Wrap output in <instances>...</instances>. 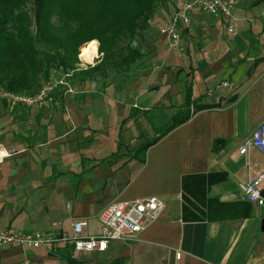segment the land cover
I'll use <instances>...</instances> for the list:
<instances>
[{
	"label": "crops",
	"instance_id": "0c3cea01",
	"mask_svg": "<svg viewBox=\"0 0 264 264\" xmlns=\"http://www.w3.org/2000/svg\"><path fill=\"white\" fill-rule=\"evenodd\" d=\"M236 1L231 22L192 10L182 51L166 52L159 36L156 63L121 96L91 94L90 81L72 80L75 94L56 93L51 103H0V144L11 153L0 164V230L45 231L55 222L70 234L80 219L84 235L97 236L98 215L114 201L154 196L164 204L137 240L112 241L104 253L73 259L62 243L0 245V264H264V205L251 204L246 217L236 207L234 218H183V177L212 175L208 198L248 210L242 187L264 165L255 148L240 152L264 120V2ZM163 11L162 25L172 9ZM232 22L236 35L226 30ZM192 105L203 108L192 113ZM188 106L189 120L136 151ZM164 110L173 113L165 118ZM148 129L156 131L151 138ZM216 141L223 144L213 151ZM259 187L264 195V179Z\"/></svg>",
	"mask_w": 264,
	"mask_h": 264
},
{
	"label": "trees",
	"instance_id": "16d2710c",
	"mask_svg": "<svg viewBox=\"0 0 264 264\" xmlns=\"http://www.w3.org/2000/svg\"><path fill=\"white\" fill-rule=\"evenodd\" d=\"M26 1L0 0V87L14 93L26 94H34L39 90V76L48 80L51 63L56 61L54 55L41 53L35 45L38 41L51 45L57 43L55 27L51 21L53 17L57 18L64 28V38L59 42L61 51H58V63L63 73L73 69L80 46L84 44L82 51L91 40L101 41L99 53L102 56L99 62L92 68L76 72L73 76V82L82 84L93 82L97 75L109 78V72L128 71L144 54L135 46L129 45L125 51L118 48L119 40L125 38L131 43L138 34L149 30L150 20L160 7H164V10L172 9L169 2L171 0H126L131 5L128 11L118 7V4L123 5L124 0H33L35 30L34 34H29L21 25L24 19H20L23 18L22 10ZM255 2L259 4L264 0ZM187 102L190 105V95H187ZM10 105L3 103L4 107ZM189 107L174 115L170 126L161 135L146 141L136 151H145L162 136L189 120L192 113L203 108L193 106L190 113ZM222 144L223 141H216L212 150H218ZM210 178V174L182 178L181 188L185 197L184 219L198 221L201 218H234L236 207L245 209L243 217L250 215L251 204L248 202L247 210L245 204H221L208 198V189L212 183ZM194 209H198L197 213H194ZM188 215L189 218H186Z\"/></svg>",
	"mask_w": 264,
	"mask_h": 264
},
{
	"label": "built area",
	"instance_id": "2783aa9c",
	"mask_svg": "<svg viewBox=\"0 0 264 264\" xmlns=\"http://www.w3.org/2000/svg\"><path fill=\"white\" fill-rule=\"evenodd\" d=\"M172 11L167 22L159 28L160 36L165 40L168 52L182 51L181 36L190 27V14L192 10L227 19L234 20L236 0H171ZM264 16V5L261 10ZM230 35H236L237 29L234 22L226 25ZM102 54L96 53L91 60H86L78 53V64L63 76L47 82L34 94L14 93L4 87H0V103H8L17 107H33L43 103L53 102L54 95L62 92L64 95L74 94L72 79L76 72L94 67ZM229 87L228 83L223 84ZM250 148H255L264 156V120L254 129L240 146V152L246 154ZM11 153L0 144V164ZM264 179V165L242 187L245 200L254 206L264 205V195L259 184ZM164 204L157 197L132 199L126 201H114L104 208L98 215L100 233L97 236L84 235L87 222L80 219L71 221V233L67 234L58 223H52L50 230H37L27 233H15L8 230H0V245L15 246L19 248L37 249L57 243L69 247L71 257L79 259L91 253H104L108 244L112 241H135L148 225L158 220ZM179 256V254H178ZM21 264H31L25 258Z\"/></svg>",
	"mask_w": 264,
	"mask_h": 264
},
{
	"label": "rangeland",
	"instance_id": "374dc122",
	"mask_svg": "<svg viewBox=\"0 0 264 264\" xmlns=\"http://www.w3.org/2000/svg\"><path fill=\"white\" fill-rule=\"evenodd\" d=\"M255 1L256 0H247V1L245 0L243 2L252 3ZM118 7H119V9L128 11V10H130L131 5L128 1L124 0L123 5L118 4ZM164 9H165L164 7H160L155 12L153 18L150 20L149 30L138 34L131 41V43H129L128 39L122 38L121 40H119V42L117 44V47L121 48L124 51H125L126 47L129 45L135 46L144 54V57L142 59L138 60L136 62V64L132 65L128 71H122L121 73L109 72V76H108L109 78H104V77H101L100 75H97L95 77V80L93 82L92 81L90 82L92 85V88H89V90H86V92H90L91 94L92 93H98L99 94V93H104L107 91H112V92H115L116 96H121L124 93V91L127 90L128 87L132 86V84L137 80V77H141V76L145 75L146 72L149 71V68H151L153 63L154 64L156 63L155 60L158 59V57L156 56L158 49L160 47H162V45H163L161 40H160L161 36L159 34V28L161 26H163L162 23H163L164 16L166 13L163 11ZM22 12H23V18H20L22 21L24 19V22H22V24H21L22 27H25V29L27 30V33H29V34L33 33L34 34L35 29H34V22H33V16H34L33 0H27L26 1V4H25ZM51 21L55 27L54 34L58 39L57 43H54L55 45H51V44H46L43 41H38L35 44L37 49L41 53H48V54L54 55L56 57V61L51 63V66H50L49 79L43 80L39 76L40 88H42L47 82L53 81V80L63 76V70L60 67V63H58V58H59L58 51H61V49L59 48V46H60L59 42H60V39L64 38V28H62L61 23L59 22V20L57 18L53 17ZM225 23H227V21H225ZM72 25H75V23H72ZM224 35H225V38H224L225 42L229 41V39H230L229 34H227V32H224ZM93 42L96 43L97 53H99V46H100L101 41L98 39H94L93 41L91 40V43H93ZM185 42H189L188 39L185 40ZM91 43H88L85 46V49H83L81 54L85 52L84 50H86L88 45ZM83 46H84V44L78 48V53L81 51ZM166 50L167 49H165V51ZM78 53L76 55L77 61H76V63H74L73 69L77 66V64L79 62ZM146 69H148V70H146ZM76 90H77V95L81 94L83 92V89H81V90L76 89ZM73 92L75 94L74 87H73ZM121 92H123V93L120 94ZM53 101H54V99H53ZM131 102L132 101H129L128 104L131 105L132 104ZM169 112H172V111H170V110H164L163 111V115H166V117L164 116L165 118H167V116L169 117L173 113V112L172 113H169ZM145 126L147 127L146 123H145ZM169 126H170V124H169ZM149 129H148V134L149 133L150 134L147 137L151 138L155 134L156 131L154 130L152 132ZM127 143L129 145L130 141H128ZM128 152H130V150Z\"/></svg>",
	"mask_w": 264,
	"mask_h": 264
},
{
	"label": "bare ground",
	"instance_id": "6f19581e",
	"mask_svg": "<svg viewBox=\"0 0 264 264\" xmlns=\"http://www.w3.org/2000/svg\"><path fill=\"white\" fill-rule=\"evenodd\" d=\"M95 53H96V43L93 42V43L88 45V47L86 48L85 52L82 53L81 56L85 57L86 60H91L92 57L95 56Z\"/></svg>",
	"mask_w": 264,
	"mask_h": 264
},
{
	"label": "water",
	"instance_id": "95a60500",
	"mask_svg": "<svg viewBox=\"0 0 264 264\" xmlns=\"http://www.w3.org/2000/svg\"><path fill=\"white\" fill-rule=\"evenodd\" d=\"M261 231L264 232V219L261 222Z\"/></svg>",
	"mask_w": 264,
	"mask_h": 264
}]
</instances>
